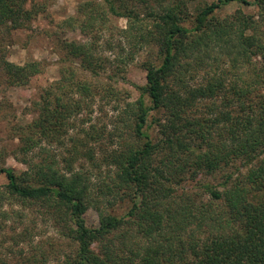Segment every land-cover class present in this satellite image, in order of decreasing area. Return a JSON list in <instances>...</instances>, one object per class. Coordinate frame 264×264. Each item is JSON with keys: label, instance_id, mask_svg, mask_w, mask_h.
<instances>
[{"label": "trees", "instance_id": "obj_1", "mask_svg": "<svg viewBox=\"0 0 264 264\" xmlns=\"http://www.w3.org/2000/svg\"><path fill=\"white\" fill-rule=\"evenodd\" d=\"M191 1L92 0L59 23L91 40L61 42L71 65L32 102V122L15 125L27 169L0 164L7 177L0 264H48L35 235L48 219L60 239L74 243L52 252L56 264H264V0L204 1L194 13ZM232 2L257 11L219 16ZM45 10L40 0H0V78L10 87L29 85L45 69L39 60H8L5 46ZM111 16L125 18L126 27ZM107 30L120 35L114 61L98 45ZM144 53L136 66L146 82L133 83L138 98L121 99L118 83L129 82V67ZM108 62L116 69L106 83L78 78L73 65L98 79ZM100 96L116 100L117 120L128 129L110 131L119 141L102 150L96 166L110 169L95 193L92 179L72 169L80 157L95 158L87 138L67 148L66 172L54 159L34 158L41 138L62 140ZM91 127L87 135L100 133ZM221 172L218 183L200 179L194 191L184 185L187 176ZM27 207L38 211L31 216ZM91 207L97 226L87 223Z\"/></svg>", "mask_w": 264, "mask_h": 264}, {"label": "rangeland", "instance_id": "obj_2", "mask_svg": "<svg viewBox=\"0 0 264 264\" xmlns=\"http://www.w3.org/2000/svg\"><path fill=\"white\" fill-rule=\"evenodd\" d=\"M45 4L46 10L41 13L32 22L31 28L20 29L13 33L11 42H6L5 46L8 51V60L17 64H24L29 60H39L45 65V69L41 75L34 78L27 86L10 87L5 84L3 78H0V147L3 156L0 158V164L13 167L18 173L27 169V166L22 163L17 156V145L19 143L16 126L20 124H28L32 122L36 113L32 107V102L35 100H41V96L44 95V89L54 81H58L61 78L62 70L71 65V61L66 56V50L61 46V42L64 40H76L81 42H90L91 37L85 36L79 29L75 31L64 30L59 27V23L70 16H76L79 12V7L92 0H40ZM100 1V0H95ZM204 1L211 0H192L189 2V8L192 13L194 9ZM243 8L248 13H255L257 8L252 5H246L241 2H232L218 11L219 16H225L233 13L238 8ZM112 21L120 27H126V19L120 17H110ZM101 36V35H100ZM120 35L114 34L111 30H107L98 40L100 50L105 57L114 61V55L119 52L118 40ZM116 48H109V42ZM146 54L140 55L132 66L128 70V83L120 82L118 87L121 91V99L128 98L135 101L138 98V91L133 86V83L144 84L146 82L145 71L136 66ZM77 69L78 78H86L90 81H99L100 83H106L109 78V74H113V70L110 67V62L105 64L106 70H101L102 74L100 78H95L90 75L89 72L83 71L78 67V63L73 64ZM123 73V72H122ZM117 84V83H116ZM116 100L111 102L98 97L95 104H93V111L91 113H80L77 115L75 121V127H69L66 134H63L62 140L53 139L52 137H43L39 142L36 149L40 151V155L34 158V161H52L57 162L58 166L66 172L65 165L67 161H64V157L68 155L67 148L74 145V142L80 137V139L87 138L88 145L85 147L87 150L90 148L94 151V159L83 156L79 160H75L72 163V169L80 171L82 175L90 177L92 180L91 187L95 193L101 185L108 180L109 169L104 164L101 167L96 165L102 162L103 149L118 144L119 137L115 136L110 139L109 133L114 127L126 131L128 128L125 125V121H118V110L114 109ZM104 109L106 112L102 111ZM91 126H96L100 131L99 134L87 135L84 130H92ZM95 133V132H94ZM84 135V136H83ZM83 142V141H82ZM16 153V154H14ZM68 157V156H67ZM222 173H218L216 176L204 175L199 173L196 179H192L191 176H187L185 180L186 188L195 190L194 185L200 179L210 180L214 183L222 181ZM7 183V177L0 175V185ZM19 207V206H16ZM28 208V207H27ZM119 208V209H118ZM28 213H37V208H28ZM119 213L123 212V207H116ZM111 211V208L108 209ZM87 223L90 226H97L99 224V213L91 207L86 212ZM38 230L35 232L36 244L43 246V250L51 255V259L48 264L58 263V257L53 256L52 252L56 250L62 251L63 249L69 250V246H73V242L69 244L67 240L60 239L58 237L57 228L52 223L51 219L45 222L39 221ZM51 238V240H50ZM46 240H50L47 242ZM97 247V246H96Z\"/></svg>", "mask_w": 264, "mask_h": 264}]
</instances>
